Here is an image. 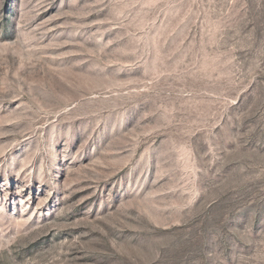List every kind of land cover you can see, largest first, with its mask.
<instances>
[{
  "label": "rangeland",
  "instance_id": "1",
  "mask_svg": "<svg viewBox=\"0 0 264 264\" xmlns=\"http://www.w3.org/2000/svg\"><path fill=\"white\" fill-rule=\"evenodd\" d=\"M0 264H264V0H0Z\"/></svg>",
  "mask_w": 264,
  "mask_h": 264
}]
</instances>
